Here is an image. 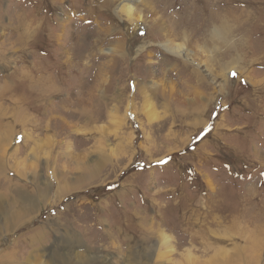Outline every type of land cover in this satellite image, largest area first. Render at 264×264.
<instances>
[{
    "label": "rangeland",
    "instance_id": "obj_1",
    "mask_svg": "<svg viewBox=\"0 0 264 264\" xmlns=\"http://www.w3.org/2000/svg\"><path fill=\"white\" fill-rule=\"evenodd\" d=\"M128 3L0 0V264H264V0Z\"/></svg>",
    "mask_w": 264,
    "mask_h": 264
},
{
    "label": "bare ground",
    "instance_id": "obj_2",
    "mask_svg": "<svg viewBox=\"0 0 264 264\" xmlns=\"http://www.w3.org/2000/svg\"><path fill=\"white\" fill-rule=\"evenodd\" d=\"M123 1H126V2H129L128 4H130V3H133V1H136V2H138V0H123ZM203 2V1H202ZM124 5H126V4H124ZM211 5H212V3H211ZM219 6H221V5H219ZM125 7V9H126V11L127 12H129L130 10H131V7L132 6H124ZM204 10V9H203ZM204 13V12H203ZM224 21V20H223ZM14 23V25H12V33H11V36H15L14 37V40L16 39V41L17 42H24V44H26L27 43V41H28V39H29V36H30V34L32 33L31 32V30H33V28L34 27H32V25L30 24V23H28V20H25V19H23V18H19L18 17V19L15 21V22H13ZM1 25V24H0ZM223 25V24H222ZM2 26V25H1ZM6 27V26H5ZM3 28H4V26H3ZM36 28V27H35ZM221 29V28H220ZM219 30V29H218ZM216 30V32H217V36L219 37V40H224L223 39V37H222V35L223 34H225L224 33V30L223 29H221V30ZM211 32H213V30H211ZM213 33H215V32H213ZM227 33V32H226ZM41 36V35H40ZM217 37V38H218ZM56 38V37H55ZM45 39V38H44ZM43 41V40H42ZM44 43V42H43ZM221 43V42H220ZM23 44V45H24ZM42 47V46H41ZM11 49H12V47H11ZM166 49L169 51V52H171V53H176L177 52V54H181V52L183 51L182 50V48H180L179 47V45L178 46H173V45H170V46H167L166 47ZM29 51V50H28ZM11 53H13V51H10V54ZM37 59H39V58H37ZM58 63V62H57ZM28 66V65H27ZM53 67V66H52ZM51 67V68H52ZM55 67V66H54ZM21 70V69H20ZM29 70V69H28ZM42 73V72H41ZM37 75V74H36ZM50 75V74H49ZM53 82V81H52ZM36 85V84H35ZM38 85V84H37ZM36 85V86H37ZM43 88V87H42ZM36 89V88H35ZM38 89V88H37ZM37 91V90H36ZM39 91V90H38ZM40 92V91H39ZM42 92H43V90H42ZM38 93V92H37ZM46 93V92H45ZM49 93H51V92H49ZM44 94V93H43ZM44 98V97H43ZM59 98V97H58ZM44 100V99H43ZM199 236V235H198ZM198 241V240H197ZM169 239H167L166 237H163V238H161V244L164 246V247H167L168 245H169ZM162 249V248H161ZM218 250V249H217ZM162 251V250H161ZM226 251V250H225ZM222 252V251H221ZM228 252V251H227ZM187 264V263H186Z\"/></svg>",
    "mask_w": 264,
    "mask_h": 264
},
{
    "label": "snow or ice",
    "instance_id": "obj_3",
    "mask_svg": "<svg viewBox=\"0 0 264 264\" xmlns=\"http://www.w3.org/2000/svg\"><path fill=\"white\" fill-rule=\"evenodd\" d=\"M232 75L235 76V73H233ZM204 134H206V132ZM204 134L201 135V137H200L201 139L203 138V135ZM168 159H171V158H168ZM168 159H166L164 161H161L160 163H167L168 162Z\"/></svg>",
    "mask_w": 264,
    "mask_h": 264
},
{
    "label": "crops",
    "instance_id": "obj_4",
    "mask_svg": "<svg viewBox=\"0 0 264 264\" xmlns=\"http://www.w3.org/2000/svg\"><path fill=\"white\" fill-rule=\"evenodd\" d=\"M3 7V6H2Z\"/></svg>",
    "mask_w": 264,
    "mask_h": 264
}]
</instances>
